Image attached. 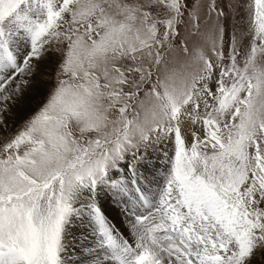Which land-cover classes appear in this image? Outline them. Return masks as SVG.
<instances>
[{"label":"snow or ice","instance_id":"1","mask_svg":"<svg viewBox=\"0 0 264 264\" xmlns=\"http://www.w3.org/2000/svg\"><path fill=\"white\" fill-rule=\"evenodd\" d=\"M258 255L264 0H0V264Z\"/></svg>","mask_w":264,"mask_h":264},{"label":"rangeland","instance_id":"2","mask_svg":"<svg viewBox=\"0 0 264 264\" xmlns=\"http://www.w3.org/2000/svg\"><path fill=\"white\" fill-rule=\"evenodd\" d=\"M236 21L239 28L244 30L247 29V24L244 23L239 16L236 17ZM42 67L45 75L40 78V82L35 86V92L30 93L24 105L21 106V110L24 112V119H27V117L31 115L32 110L47 99V96L51 91V86L56 83L57 57L55 53L51 56V58L45 59ZM17 127H19V123H17ZM262 259L264 258L258 255L256 257L257 264H259Z\"/></svg>","mask_w":264,"mask_h":264},{"label":"bare ground","instance_id":"3","mask_svg":"<svg viewBox=\"0 0 264 264\" xmlns=\"http://www.w3.org/2000/svg\"><path fill=\"white\" fill-rule=\"evenodd\" d=\"M39 88V87H38ZM33 92H35V91H33ZM32 93V92H31ZM37 93V92H36ZM32 110V109H31ZM22 113H24V112H22ZM113 215H115V214H113Z\"/></svg>","mask_w":264,"mask_h":264}]
</instances>
